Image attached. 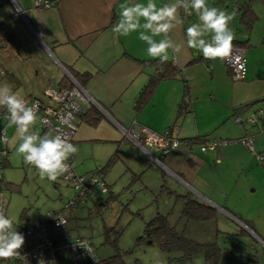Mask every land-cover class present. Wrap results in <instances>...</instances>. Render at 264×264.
Returning <instances> with one entry per match:
<instances>
[{
    "label": "crops",
    "instance_id": "crops-1",
    "mask_svg": "<svg viewBox=\"0 0 264 264\" xmlns=\"http://www.w3.org/2000/svg\"><path fill=\"white\" fill-rule=\"evenodd\" d=\"M135 2L146 4L147 0ZM154 2L161 6L174 0ZM242 2L233 0L232 7ZM122 4H128V0H54L49 8L34 7L33 0H0V84L7 83L29 106L34 97L53 106V101L44 96V90L65 88L71 82L67 73L74 80V75L77 76L91 98L79 101L83 116L77 115L72 138L78 151L70 157L78 174L97 170L116 154L118 159L126 161L134 175L141 174L142 186L150 194L158 191L155 196L166 194L165 200L171 197L176 200L175 193H190L214 206L217 216L231 217L247 231L250 228L243 220L250 222L255 235L264 238V161L257 160L240 141L248 136L256 151H264V120L257 117L264 112V100L252 105L264 98V44L261 43L264 24L258 21L259 6L250 1L257 19L249 33L240 23L236 30L235 39H248V45L243 47L246 71L241 80L234 79L220 59L206 60L200 51L187 48L185 29L197 22V16L193 12L184 17L181 12L184 25L169 33L172 41L181 45V51L174 56L169 50L167 61L179 76L158 78L144 103L135 109L140 90L152 77H160L164 65L158 58L147 55V45L139 40L138 32L120 36L112 31ZM183 100L186 105L181 108ZM251 107L254 110L244 115ZM1 112L9 115L4 107H0ZM41 114L40 109L33 126L39 135L51 130L41 125ZM252 117L255 121L248 122ZM91 118H96V122H88ZM173 124L178 126L180 139L203 136L225 142L206 152H201L197 145L187 148L181 144L160 156L139 148L124 133V129L139 125L162 132ZM2 127L7 130L9 144L6 161L3 160L0 169L1 191L5 214L11 218L14 215L11 194L19 196L28 174L36 169L26 164L16 151L19 143L16 126L2 116ZM88 144H92L91 151L81 153ZM88 159L92 162L90 168L86 166ZM79 161L84 162L80 167L83 170H76ZM149 167L155 170L151 172L155 183L145 176ZM6 183L19 185V192L4 188ZM21 208L19 215L23 216L14 223L16 230L47 219L35 223L25 208ZM160 208L161 205H156L154 210L161 212Z\"/></svg>",
    "mask_w": 264,
    "mask_h": 264
},
{
    "label": "rangeland",
    "instance_id": "rangeland-1",
    "mask_svg": "<svg viewBox=\"0 0 264 264\" xmlns=\"http://www.w3.org/2000/svg\"><path fill=\"white\" fill-rule=\"evenodd\" d=\"M232 1L220 0V4L218 0L211 2L207 0V3L230 14L234 13L230 27L237 37L236 30L240 28L238 22L240 10L238 7H232ZM252 1L259 6L257 11L259 24H264L261 1ZM253 110L254 108L251 107L243 114L246 115ZM90 145L92 144L83 146L81 153L90 152ZM89 162L91 159L87 161L88 168L92 166ZM83 163L77 162L76 170H83L80 168ZM152 170L155 173L153 167ZM152 170L149 167L145 176L151 183H155V175H151ZM83 174L88 177L90 173ZM140 176L139 173L137 176L134 175V171L129 168L126 161L116 158L107 168L106 182L110 185L107 194L94 188L96 193L94 198L83 196L73 207L64 208L67 201L76 194L71 185L61 176L56 181H49L46 178L41 179L37 170L30 171L19 196L11 194L14 202V215L11 219L15 224L20 221V217L23 216L22 213V216L19 215L21 206L35 223L41 218H47L49 212L61 211L67 217L66 225L51 228L52 235L58 236V264H74L70 251L63 247V241L77 236L88 238L95 247L97 255L102 259L117 254L125 264H205L201 252L187 258L179 250H162L156 243L137 242V238L143 233L144 223L156 213L154 207L161 205L160 213L167 214L170 225L174 226L180 235L202 243L216 241L221 247H227L229 253L236 257V264H246L249 262L246 259H254L251 255L253 252L257 253L261 264L264 263L262 262L264 245L258 240L253 241L247 235L235 237L233 233H238L240 225L234 219L228 216L226 219L218 214L215 220L186 221L180 216L179 200L172 197L165 200L166 194L158 193L155 196L158 191L150 194L143 188ZM5 196H9L6 191ZM98 198H101L100 200L109 198V204L105 209L99 210L95 205Z\"/></svg>",
    "mask_w": 264,
    "mask_h": 264
},
{
    "label": "clouds",
    "instance_id": "clouds-1",
    "mask_svg": "<svg viewBox=\"0 0 264 264\" xmlns=\"http://www.w3.org/2000/svg\"><path fill=\"white\" fill-rule=\"evenodd\" d=\"M181 10L189 16L193 12L197 16V22L185 29L187 48L200 51L206 60L228 62L238 77L243 75L245 63L241 55H233L235 34L230 23L234 13L209 6L207 0H174L161 6L154 0H147L146 4L128 0V4L121 5L119 19L112 31L120 36L138 32L139 40L147 45V55L164 63L170 58L169 50L174 56L181 51V45L169 36L172 30L184 25ZM157 37L161 38L157 40ZM0 107L7 109L10 123L16 126L19 139L16 151L26 164L38 171L41 179L56 181L69 172L68 160L78 149L64 134L49 130L39 135L33 130L38 119V105L29 106L4 83L0 84ZM0 141L9 144L6 129L0 133ZM24 243V235L14 228L13 220L0 207V260L17 259L28 264L27 256L21 252Z\"/></svg>",
    "mask_w": 264,
    "mask_h": 264
},
{
    "label": "built area",
    "instance_id": "built-area-1",
    "mask_svg": "<svg viewBox=\"0 0 264 264\" xmlns=\"http://www.w3.org/2000/svg\"><path fill=\"white\" fill-rule=\"evenodd\" d=\"M53 1L33 0V6L37 8H49L52 6ZM236 54L241 55L242 62L245 63L244 48L234 45L233 55L235 56ZM222 62L231 71L234 79L241 80L244 77L245 72L238 77L237 71L230 63ZM71 83L70 87H65L60 90H54L52 88L44 90V96L53 101V106L45 102L43 103L40 98L35 97L31 100V106L38 105L37 112L40 109L42 110L39 120L43 127L66 135L72 143L73 134L77 127L76 117L81 113L79 101L91 100V98L76 80L72 79ZM2 116L8 118L9 115L1 112L0 117ZM247 121L253 122L255 118H248ZM4 130L3 127L0 128V133H3ZM177 132L178 126L176 124L171 125L162 132H156L143 125H139L137 128L124 129L125 135L135 145L147 151L149 154L156 152L160 156L167 155L172 149L181 144L187 148H192L194 145H197L201 152H206L207 150H214L220 147L225 142V140L210 139L198 144H192L187 140L178 138ZM240 141L248 147L257 160L264 161V151H256L253 148L250 137H242ZM7 150V144L0 141V160L5 157ZM68 163L70 165L69 172L61 176V178L71 185L73 190L76 191V194L67 201L65 208L73 207L83 196L94 198L96 195L94 188L101 193H107V183L102 174L94 172L88 174L87 177L75 171L71 157ZM98 199L100 200L101 198ZM0 207H3L5 212V198L1 190ZM47 220L48 223L37 225L27 224L17 229L25 237V243L21 252L27 256L28 264H58V236L52 235L51 228L65 226L67 217L62 212L52 211L48 213ZM63 247L70 251L74 264H100V257L97 255L95 247L88 238L77 236L73 239L64 240ZM0 264H23V262L17 259H11L0 260Z\"/></svg>",
    "mask_w": 264,
    "mask_h": 264
},
{
    "label": "trees",
    "instance_id": "trees-1",
    "mask_svg": "<svg viewBox=\"0 0 264 264\" xmlns=\"http://www.w3.org/2000/svg\"><path fill=\"white\" fill-rule=\"evenodd\" d=\"M250 1L251 0H244V2L238 3L237 5L240 10V16L238 21L241 24L242 29L245 30L247 33H249L252 24L257 19L256 13L253 11V9L250 6L251 5ZM259 1H261L262 5H264V0H259ZM181 12L184 17H189V15L183 13V10H181ZM233 43L234 45L245 47L248 45V39H243V40L234 39ZM261 43L264 44V37H262ZM162 65H164V67H162L163 69H162V73H160L161 74L160 77L157 76L155 78L152 77L149 80V82L145 84L140 90V93L136 99L135 109H138L140 105L144 103V100L147 98L148 94L152 90L153 83L158 78L176 77L177 75L179 76V72L176 70V68L173 66L172 63L164 62L162 63ZM74 77L76 81L82 86V88H84L78 77L75 75ZM71 84L72 83L70 82L67 85H65V87H70ZM259 100L260 101L264 100V98L254 101L252 105L257 103ZM184 105H186V102L183 100L181 102V108H183ZM257 117L260 120L261 119L264 120V112H260V114H257ZM96 120H97L96 118H91L88 120V122L95 123ZM185 140L191 142L192 144H196V143L198 144L210 139H205L203 136H195L191 138H186ZM7 154H8V150L5 157H3V159L0 160V169H2L4 163L3 160L6 159ZM116 158L117 155L113 154L100 168H97V170L91 173L94 172L100 173L104 178V173L107 171V168L110 166V164L114 162ZM1 180L2 178L0 179V183ZM4 188H6L7 190H16L19 192V185H11L6 183L4 185ZM164 188L165 186L162 183L161 189ZM170 193L173 192L170 191ZM175 198L176 200H179L182 203L180 209V216L183 217L186 221L215 220L217 216V210L215 209L214 206L194 197L190 193H186V194L175 193ZM99 203H101V205H99ZM108 204H109V198L103 199L102 202H100V200L98 199L95 202V205L99 207V210L105 209V206H107ZM42 223H48V220L45 219L44 222ZM243 223L247 227H249L252 231L256 232L253 226L250 224V222L243 220ZM31 225H36V224H31ZM233 235L235 237L237 235L239 236L247 235L250 236L253 241H256V239L252 235H250L248 231L243 227H240L238 233H233ZM145 241L148 243H156L159 246V248L162 250H171V249L179 250L187 258H191L195 253L201 252L203 254L205 264H236V257L233 254L229 253L227 247H221L216 243V241L202 243L194 239L180 235L179 233L176 232L174 226L170 225L167 214H163L158 211H156V213L152 218H150L148 221L144 223L143 233L137 238V242H145ZM262 241H264V238H262ZM262 254H264V252H262ZM251 255L254 257V259H250V258L246 259L247 261H249L246 262V264H261V262L257 258L256 252L251 253ZM262 262H264V260H262ZM100 264H125V263L119 258L117 254H114L105 259L100 258Z\"/></svg>",
    "mask_w": 264,
    "mask_h": 264
},
{
    "label": "water",
    "instance_id": "water-1",
    "mask_svg": "<svg viewBox=\"0 0 264 264\" xmlns=\"http://www.w3.org/2000/svg\"><path fill=\"white\" fill-rule=\"evenodd\" d=\"M68 75H69V78H71V80L73 79L72 78V76L69 74V73H67ZM95 102V101H94ZM96 103V102H95ZM97 104V103H96ZM0 190H2V185H1V183H0ZM202 199H204L203 197H202ZM237 220H239V219H237ZM240 224H243V223H240ZM245 226V225H244ZM247 228V227H246ZM248 231L255 237V238H257L259 241H260V243L262 244V245H264V241H262V239H260L257 235H255V233L253 232V231H251L250 229H248ZM257 236V237H256Z\"/></svg>",
    "mask_w": 264,
    "mask_h": 264
}]
</instances>
